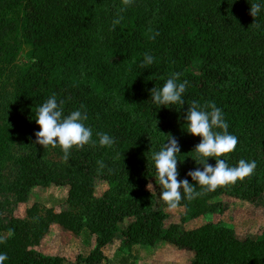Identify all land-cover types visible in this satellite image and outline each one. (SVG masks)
<instances>
[{
	"label": "trees",
	"instance_id": "obj_1",
	"mask_svg": "<svg viewBox=\"0 0 264 264\" xmlns=\"http://www.w3.org/2000/svg\"><path fill=\"white\" fill-rule=\"evenodd\" d=\"M17 1L0 0V16ZM255 2L23 0L22 36L33 52L14 92L21 143L9 189L15 193V207L26 204L35 187H66L68 193L66 208L59 212L46 209L38 214L32 206L25 218L12 215L0 226L5 237L0 252L9 257L5 264H102L103 250L119 237L121 251L169 243L192 254L189 264H264V228L259 236L238 237L222 222L187 232L166 227L168 207L159 190L148 189L156 182L152 154L169 135L180 146L178 179L195 184L186 173L202 168L192 159L200 137L187 133L184 116L194 101L200 106L214 102L223 110L228 131L238 137L235 150L221 158L229 166L240 159L255 160L256 169L234 185L191 201L182 199L178 208L195 220L223 214V204L214 202L220 197L249 203L264 197V9L252 17ZM118 17L120 23L113 25ZM13 28L0 18V37ZM146 52L155 61L142 68ZM173 73L189 82L184 104L158 108L150 90L162 87ZM53 94L58 103L64 102V115L84 106L85 124L97 141L71 149L67 161L59 146L35 142L36 109ZM97 132L114 137V145L101 147ZM52 151L66 164L50 159ZM208 163L215 161L208 158ZM98 182L107 185L99 197ZM196 190L201 187L196 185ZM53 226L76 237L83 232L95 237L89 255L75 263L44 255L38 247Z\"/></svg>",
	"mask_w": 264,
	"mask_h": 264
},
{
	"label": "rangeland",
	"instance_id": "obj_2",
	"mask_svg": "<svg viewBox=\"0 0 264 264\" xmlns=\"http://www.w3.org/2000/svg\"><path fill=\"white\" fill-rule=\"evenodd\" d=\"M23 0H18L6 14L0 16L14 25L11 32L0 37V226H5L9 218L14 215L17 218H25V212L32 206H36L38 214L46 209L59 212L66 208L68 188L35 187L30 193L26 204L15 207V193L9 189V180L13 165L20 155L21 133L16 127L14 112V92L17 81L24 75L32 62V45L27 42L22 32L24 29ZM198 68V63L194 64ZM50 159L66 164L54 151ZM148 189L157 192L159 186L152 181ZM107 190V185L98 182L96 196H101ZM214 202L223 204V214L209 213L195 220H189L183 215L185 210L177 208L165 209L168 214L166 227L176 226L180 231H191L205 224L222 222L231 227L238 237L259 236L264 228V197L255 203H249L227 197H220ZM14 212V213H13ZM125 226V225H124ZM123 226V227H124ZM95 237L83 232L80 237L73 236L58 226H53L38 250L46 256H60L69 263H75L76 259L86 258L93 249ZM105 261L102 264H189L192 254L177 247L159 242L153 248L134 246L129 251L120 250V237L103 250Z\"/></svg>",
	"mask_w": 264,
	"mask_h": 264
},
{
	"label": "clouds",
	"instance_id": "obj_3",
	"mask_svg": "<svg viewBox=\"0 0 264 264\" xmlns=\"http://www.w3.org/2000/svg\"><path fill=\"white\" fill-rule=\"evenodd\" d=\"M124 5H129L132 0H122ZM264 9V0H257L250 7V15L256 18ZM121 17L113 21V25L120 23ZM158 34V33H157ZM154 38V37H153ZM155 61V57L150 53H145L141 61V67L147 68ZM180 73H173L162 87H153L150 90L151 102L158 106L171 107L182 105L183 94L189 82L180 81ZM63 101L57 102L55 94L51 95L43 102L35 112V122L39 126V131L35 133L36 143L52 148L60 147L63 152V159L68 160L70 150L80 149L85 145L96 144L93 140V130L85 124L88 119L84 106L64 115ZM187 125L186 131L192 136L200 137L199 143L192 152V158L196 164L202 168H195L186 173L195 184L188 179H178L177 169L178 154L180 146L178 141L168 136L167 143L160 146L159 151L152 154V161L155 170L156 184L159 186V196L170 210L177 209L182 199L188 201L215 191L220 186L234 185L238 181L250 178L256 169V161L240 159L235 166H229L225 159L221 157L233 152L238 143V137L228 131L229 123L224 118L223 110L216 106L214 102H209L206 106H200L193 102L188 107L184 116ZM98 144L101 147H112L115 138L106 132H97ZM208 158H212L215 163H208ZM100 166L103 167L102 162ZM152 189V185L149 184ZM148 185V186H149ZM196 185L201 187L196 190ZM13 230L9 229L7 238H11ZM5 242V237L0 236V244ZM9 259L5 252H0V264H5Z\"/></svg>",
	"mask_w": 264,
	"mask_h": 264
},
{
	"label": "crops",
	"instance_id": "obj_4",
	"mask_svg": "<svg viewBox=\"0 0 264 264\" xmlns=\"http://www.w3.org/2000/svg\"><path fill=\"white\" fill-rule=\"evenodd\" d=\"M94 243H95V240H94ZM149 248H153V247H149Z\"/></svg>",
	"mask_w": 264,
	"mask_h": 264
}]
</instances>
